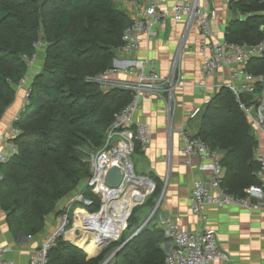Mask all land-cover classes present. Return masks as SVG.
Here are the masks:
<instances>
[{
  "label": "trees",
  "instance_id": "trees-1",
  "mask_svg": "<svg viewBox=\"0 0 264 264\" xmlns=\"http://www.w3.org/2000/svg\"><path fill=\"white\" fill-rule=\"evenodd\" d=\"M40 1L0 0V119L28 73L24 55L35 53L33 45L41 30L47 42L43 65L30 86L29 103L16 122L21 132L11 138L18 152L1 166L0 205L15 237L40 233L58 202L91 175L88 149L104 145L116 115L132 100L130 91L105 90L95 79L115 68L123 33L133 22L131 14L115 0H43L42 5ZM229 6L233 17L225 39L245 44L264 41V0H230ZM248 68L264 75V56L252 59ZM196 135L220 152L223 185L231 193L244 196L249 186L259 183L260 162L255 157L259 139L226 86L203 107ZM140 150L136 141L135 152ZM159 189L158 185L149 200L151 206ZM87 195L96 199L90 212H97L100 198L91 192ZM150 223L111 264H167L162 246L166 237ZM140 225L134 209L127 229L134 233ZM77 233L78 241H73L82 247L84 231ZM79 246L59 237L48 264H102L111 247L99 253L95 240H90L86 250Z\"/></svg>",
  "mask_w": 264,
  "mask_h": 264
},
{
  "label": "built area",
  "instance_id": "built-area-1",
  "mask_svg": "<svg viewBox=\"0 0 264 264\" xmlns=\"http://www.w3.org/2000/svg\"><path fill=\"white\" fill-rule=\"evenodd\" d=\"M212 4L215 0H207ZM135 4L133 22L123 33V44L118 49L132 54L140 48L143 36L151 39L159 23L173 16L175 20L185 22L187 28L196 25L199 31V45L203 52L202 71L206 78L215 76L221 68H229L230 79L225 83H216V93L224 86L229 88L244 111L257 134L264 135V75L252 73L248 64L252 59L264 56V41L257 44H245L228 41L220 38L212 27V20L217 11L206 7L203 0H174L167 10H160L159 0H132ZM35 53L32 56L24 55L28 73L22 78L18 86L25 87L30 76L36 69L40 52L47 47L44 38L34 42ZM124 70L132 76L131 81L112 80L108 73L117 71L116 68L97 76L103 89L122 88L132 93L131 102L116 115L107 131L105 143L100 148H94L89 156L91 175L87 178V190L94 193L101 201V210L106 203V191L110 190L105 177L114 167H121L126 173L132 165V155L135 153L136 141L145 149L151 140L150 127L145 122H136L135 117L141 107V99L145 92H160L163 83L168 84L167 90L172 89L175 79V63L172 74L163 78L159 72L157 62L150 56L125 60L122 62ZM31 88L28 86L21 104V113L29 103ZM21 113L14 117L7 141V150L0 152V180L2 179L1 166L18 152L17 144L11 140L20 134L21 129L16 125ZM182 151L189 159L197 157L200 160L199 168L211 173L208 179L197 178L192 182L190 204L194 214L204 218L207 205L219 208L237 205L246 209L264 207V157L259 148L255 157L260 162L257 171L259 183L246 189V195L239 196L231 193L224 185L225 168L221 163L220 152L213 150L200 136L183 131ZM129 170V169H128ZM87 190L75 195L72 203L63 208L60 213V225L52 231L31 254L30 264H48L49 252L55 246L59 237L67 232L71 223L72 213L79 209L90 213L86 208L95 206L96 199L87 195ZM111 191V190H110ZM79 205L78 208H74ZM100 210V211H101ZM99 211V212H100ZM153 215L150 217L151 221ZM148 221V222H149ZM166 237L169 248L166 251L167 264H210L213 261H229L230 256L223 251L218 242V233L214 228H205L200 231L184 229L178 221L169 216H161L156 221ZM165 244V245H166ZM7 247L0 242V264H16L13 259L5 257Z\"/></svg>",
  "mask_w": 264,
  "mask_h": 264
},
{
  "label": "crops",
  "instance_id": "crops-1",
  "mask_svg": "<svg viewBox=\"0 0 264 264\" xmlns=\"http://www.w3.org/2000/svg\"><path fill=\"white\" fill-rule=\"evenodd\" d=\"M173 1L159 0L160 10L169 9ZM203 2L206 7L212 5L217 11L216 17L212 20V27L220 38L224 37L226 26L233 17V11L229 6L230 0H215L212 4L207 0ZM133 7L130 9L133 10ZM41 55L39 54L36 69L27 85L16 86L15 100L0 119V152L7 150L14 117L21 113V104L26 90L28 86H31L34 75L43 65L45 54L43 57ZM203 55L199 45L197 26L187 28L185 22L168 16L164 22L157 25L151 39L143 36L137 51L127 54L118 50L114 60L117 71L108 73V77L112 80L131 81L133 78L124 70L122 62L145 56L156 60L163 78L172 74L174 63L176 66L172 89L167 90L168 84L163 83L160 92L153 94L145 92L135 117L136 122H145L149 125L151 140L145 149L133 155L139 165L140 174L153 177L160 187L158 196L154 200L155 204L150 215H153V218L150 224L156 226V221L161 216H169L189 231L216 229L219 246L229 254L230 260L225 262L216 260L210 264H264V207L246 209L237 205L222 208L207 205L204 218L194 214L191 209L192 182L197 178L208 179L211 173L200 170L199 158L189 159L184 154L182 132L197 133L200 112L216 94L215 84L225 83L230 79V70L225 67L221 68L215 76L206 78L201 68ZM257 137L258 148L264 157V135L257 134ZM87 181V178L82 180L74 191L58 202L56 209L46 217L44 229L34 236H25L24 233L20 236L22 234L20 233L18 237H15L10 231L7 213L0 205V242L8 249L5 257L13 259L16 264H30L31 254L35 248L59 227L60 210L71 204L77 193L87 190ZM88 192L90 191L87 190ZM86 209L90 212V208ZM83 213L89 229L94 231L95 222L91 220L93 215L86 211ZM76 214V219L79 222L82 221L77 211ZM75 228H77L76 224ZM119 228L120 225L116 226V229H108L112 238L117 235ZM77 229L83 231L84 226ZM101 234L105 235L107 232L104 231ZM95 235L97 239L101 236L96 232ZM166 243L167 240L162 243L164 249L168 245ZM88 257L93 256L88 254Z\"/></svg>",
  "mask_w": 264,
  "mask_h": 264
},
{
  "label": "rangeland",
  "instance_id": "rangeland-1",
  "mask_svg": "<svg viewBox=\"0 0 264 264\" xmlns=\"http://www.w3.org/2000/svg\"><path fill=\"white\" fill-rule=\"evenodd\" d=\"M115 2H116V5H118L119 7H121V8H123V9H125L127 12H129L130 14H131V16H134V13H135V11H136V9H135V7H133L134 6V4H133V2H132V0H115ZM42 3H43V0H41L40 1V5H42ZM130 5H132V7H133V10L132 9H130V8H132V7H130ZM39 36H40V38H42V37H44V35H43V32H42V30L40 31V34H39ZM45 52H46V48H45V50L44 51H42V52H40V55L43 57L44 56V54H45ZM113 88H115V87H113ZM112 87L111 88H108V89H105V90H112L113 89ZM93 149H88V152H91ZM90 154V153H89ZM132 158H133V161H134V164H135V166H134V164H133V168H134V172H135V174L137 175V176H141L142 174H140V168H139V165H138V163H137V160L135 159L136 157H135V155H132ZM132 161V160H131ZM133 161H132V163H133ZM142 176H145V175H142ZM146 177H149V176H147L146 175ZM150 178V180L154 183V187L153 188H151L149 191H148V193L146 194V196H145V198L143 199L144 201L143 202H140V203H134V202H132L131 201V197H132V194H133V192H134V188H133V186H134V182H135V180H140L138 177H136L135 175H130L129 177H128V179H127V183L129 184V186H131V188L128 190V191H126L125 193H123V194H121V195H119V196H117V197H115L113 200H112V203L116 206V207H118V208H120V209H122L123 210V205H124V203L125 202H127L128 203V207H127V209H125V213L123 214V215H125V218H124V220H123V222H122V224L120 225V224H118V225H120V228L118 229V233L120 234L119 236H118V238H116L117 240L116 241H114V242H111L104 250H103V252L104 251H106V249L107 248H109L110 246V249H109V251L106 253V256H105V259L119 246V245H121L124 241H125V239L127 238V237H129L133 232L132 231H130V230H128L127 229V227H128V223H129V218H130V216H131V214H132V212H133V210L134 209H136V211H137V215L139 216V218L141 219V225L147 220V219H149V217H150V215H151V213H152V210H153V206H151L150 204L152 203V202H150L149 203V200H152L155 196H154V191L156 190V188L158 187V184H156L157 182L153 179V177H149ZM79 206V205H78ZM101 210V207H100V209L97 211V212H99ZM90 213H92V212H90ZM77 217L75 216V212L74 213H72V217H71V223H69L68 224V227H67V232H66V234H64V238L66 239V240H71L70 238H68V236H67V233H68V231L70 230V228L72 227V231H73V233H74V235H75V240L74 241H78V238H79V234L77 233V231H76V229L74 228V226H75V224H76V219ZM84 223H85V225H86V228L84 227V229H83V231H84V235H83V238H81V245H82V247L86 250V245L90 242V240H95V242L97 243V236L95 235V231H91L89 228H88V223H87V221H86V219L83 217V220L82 221H80L79 222V224L77 225V228H80V226H84ZM118 225H116L114 222H112V221H109L108 223H107V229H105V230H107L108 231V229L109 230H113V229H116V226H118ZM140 225V226H141ZM146 226H148V227H151L150 225H148V223L145 225V227ZM152 228H154V227H152ZM111 238H112V236H111ZM98 246H99V248H101V250H102V248H103V246H100L99 244H98ZM113 246V247H112ZM100 250V251H101ZM99 253H102V252H99ZM98 253V254H99ZM98 254H96V255H98ZM88 255V254H87ZM96 255H94V256H96ZM104 259V260H105ZM104 262V261H103ZM102 262V263H103Z\"/></svg>",
  "mask_w": 264,
  "mask_h": 264
},
{
  "label": "bare ground",
  "instance_id": "bare-ground-1",
  "mask_svg": "<svg viewBox=\"0 0 264 264\" xmlns=\"http://www.w3.org/2000/svg\"><path fill=\"white\" fill-rule=\"evenodd\" d=\"M132 167V165H130ZM127 176L129 177L130 175H134L135 172L133 173L134 169L133 170H128L127 169ZM136 176V174H135ZM128 177L126 178V181L128 179ZM137 177V176H136ZM131 188V186H129V184L127 182L124 183V185L118 190V191H106V203H105V206L103 208V210L97 214H94L91 218V220L93 222H95L93 224V227H96L94 228L93 230L97 233V235L103 233L104 231L107 232V234H105L104 236H99V239L97 240V244H99L100 246H103L108 242V241H111V240H115L116 238H118V236L120 235L118 232H117V235L112 238L111 240H109V238H111L110 234L111 232L105 230L107 229V223L109 221H112L114 222L116 225L118 224H122L124 218H125V215H123L125 213V209H127L128 207V203L125 202L124 205L122 206L123 207V210L116 207L113 203H112V200L125 193L126 191H128L129 189ZM133 194H132V197H131V201L134 202V203H140L146 196V194L148 193V191L152 188V184L149 182V181H146V180H135L134 182V186H133ZM85 210H82V209H79L77 210L79 216L81 217H84L86 219V216L84 215V212ZM75 228V226H74ZM77 231L79 232V230L77 229ZM67 236L68 238H70L71 240H74V233L72 231V227L70 228V230L68 231L67 233ZM107 239V240H106ZM106 241L104 244L101 243V241ZM77 244V243H76Z\"/></svg>",
  "mask_w": 264,
  "mask_h": 264
},
{
  "label": "water",
  "instance_id": "water-1",
  "mask_svg": "<svg viewBox=\"0 0 264 264\" xmlns=\"http://www.w3.org/2000/svg\"><path fill=\"white\" fill-rule=\"evenodd\" d=\"M40 4V3H39ZM130 171L133 170L134 168L133 167H129L128 168ZM134 172V171H133ZM137 176V175H136ZM140 180H146V181H149L152 186L154 187V183L150 180L149 177H146V176H137ZM126 178H127V173L119 166H114L112 167L106 177H105V183L107 185V187L111 190V191H118L125 183L126 181ZM152 187V188H153ZM144 200H142L141 202H143ZM103 210V209H102ZM101 210V211H102ZM100 211V212H101ZM99 212H94V214H97ZM92 214V215H94ZM151 217V216H150ZM150 217L149 219H147L133 234H131L121 245H119L105 260L102 264H111V262L113 260L116 259V257L118 256V254L127 246V244L145 227V225L148 223V221L150 220ZM20 236H23V233L20 235ZM117 239L115 240H111V241H108L104 247L102 248V250L100 252H102L111 242H114L116 241ZM74 245L76 246H79L78 244H76L73 240H70ZM80 247V246H79ZM82 248V247H80ZM168 248L169 246L166 245L165 246V251H168ZM83 249V248H82Z\"/></svg>",
  "mask_w": 264,
  "mask_h": 264
}]
</instances>
